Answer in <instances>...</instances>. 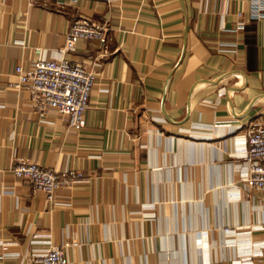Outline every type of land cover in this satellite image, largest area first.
Listing matches in <instances>:
<instances>
[{
    "label": "crops",
    "instance_id": "obj_1",
    "mask_svg": "<svg viewBox=\"0 0 264 264\" xmlns=\"http://www.w3.org/2000/svg\"><path fill=\"white\" fill-rule=\"evenodd\" d=\"M253 11V0H0V264L52 245L71 264H264V191L243 181L249 124H264V9ZM80 18L106 22L108 41L63 53ZM39 57L96 73L82 129L15 85L16 66ZM21 160L85 179L49 201L14 175Z\"/></svg>",
    "mask_w": 264,
    "mask_h": 264
},
{
    "label": "built area",
    "instance_id": "obj_2",
    "mask_svg": "<svg viewBox=\"0 0 264 264\" xmlns=\"http://www.w3.org/2000/svg\"><path fill=\"white\" fill-rule=\"evenodd\" d=\"M264 0H253V16L262 15ZM243 16L238 12V17ZM110 26L86 18L74 21L67 34L63 53L74 48L80 39L97 40L107 43ZM15 85L28 87L34 101L41 109L54 108L68 123L82 129L86 110L95 88L96 73L84 63L62 58H36L30 68L18 64L15 69ZM248 148L245 154L246 171L243 181L249 188L264 191V124L254 121L247 131ZM14 175L35 189L45 192L47 200L52 201L55 191L69 183H78L85 179L81 171L68 170L60 173L37 161L21 160L13 169ZM264 228V224H263ZM230 232V229H227ZM30 264H71L64 246L52 245L43 252L35 254Z\"/></svg>",
    "mask_w": 264,
    "mask_h": 264
}]
</instances>
